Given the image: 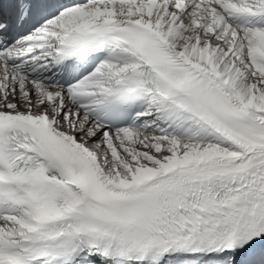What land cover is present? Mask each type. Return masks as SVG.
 I'll return each instance as SVG.
<instances>
[{"label":"snow or ice","instance_id":"6c2138e0","mask_svg":"<svg viewBox=\"0 0 264 264\" xmlns=\"http://www.w3.org/2000/svg\"><path fill=\"white\" fill-rule=\"evenodd\" d=\"M0 264H264V0H0Z\"/></svg>","mask_w":264,"mask_h":264}]
</instances>
